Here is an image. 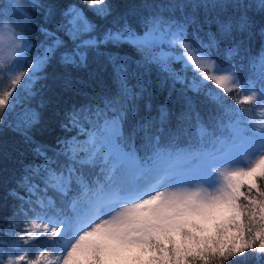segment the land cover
Masks as SVG:
<instances>
[{
	"label": "snow or ice",
	"instance_id": "obj_1",
	"mask_svg": "<svg viewBox=\"0 0 264 264\" xmlns=\"http://www.w3.org/2000/svg\"><path fill=\"white\" fill-rule=\"evenodd\" d=\"M97 57L113 88L62 109L65 135L38 144L51 94ZM153 69L179 115L150 102ZM3 80L0 130L37 159L0 178V264H264V0H0Z\"/></svg>",
	"mask_w": 264,
	"mask_h": 264
},
{
	"label": "trees",
	"instance_id": "obj_2",
	"mask_svg": "<svg viewBox=\"0 0 264 264\" xmlns=\"http://www.w3.org/2000/svg\"><path fill=\"white\" fill-rule=\"evenodd\" d=\"M5 4L12 3L13 0H3ZM56 3L61 5H82L83 0H55ZM115 2L121 7L131 5L137 2V0H115ZM89 15L93 14L89 12ZM99 27L106 26L107 21L97 20ZM50 23V21H45ZM259 23V22H258ZM34 42L43 39V34L36 28L34 33ZM256 42H259V36L257 34ZM104 51V49H101ZM119 55L124 56L130 60H136L138 57L134 54L133 50L128 47H123L118 52ZM135 64L132 65V70L135 71ZM176 67V65H174ZM48 71L60 73L59 67H51ZM74 77L79 82L76 85V90L73 92L65 93L63 91L55 90L51 96V105L43 112V119L40 125L32 130L31 135L34 140L41 145L52 146L54 145L57 137L65 135L64 130L60 127V120L58 119L61 110L68 108L73 103L85 102L92 98L96 93L102 91H110L113 88L112 69L107 63L106 57H97L90 60L88 67L77 70L74 72ZM162 77L153 69L151 72L144 75V80L148 81V86L151 96V103L154 107L160 105L167 106L174 114L179 115L180 101L178 92L173 94L168 87L161 86L160 80ZM188 79H191V73H188ZM51 83V81H49ZM135 83V81H133ZM190 95H195L190 93ZM197 112L204 121H208L214 114L213 106L207 103L202 95L198 97ZM154 114V113H153ZM21 141L19 133L13 131L11 128H5L0 130V178L10 179L13 174L17 177L20 174V168L23 163L36 160L37 158L31 152L27 150L23 155L18 154L15 149ZM3 193L0 192V195ZM37 248L45 247L43 238L41 241L36 242ZM51 251L50 245L47 246ZM35 253H30L34 255ZM247 255V254H246ZM241 264V258L234 257L232 260L225 262V264ZM246 264H257L255 259H249Z\"/></svg>",
	"mask_w": 264,
	"mask_h": 264
},
{
	"label": "rangeland",
	"instance_id": "obj_3",
	"mask_svg": "<svg viewBox=\"0 0 264 264\" xmlns=\"http://www.w3.org/2000/svg\"><path fill=\"white\" fill-rule=\"evenodd\" d=\"M7 86V80L0 81V89Z\"/></svg>",
	"mask_w": 264,
	"mask_h": 264
}]
</instances>
